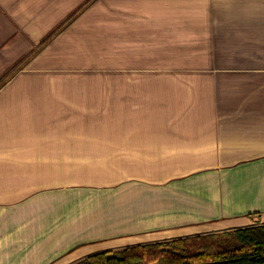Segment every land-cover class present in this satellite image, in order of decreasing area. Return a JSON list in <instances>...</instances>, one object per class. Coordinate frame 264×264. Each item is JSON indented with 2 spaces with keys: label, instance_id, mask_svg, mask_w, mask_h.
<instances>
[{
  "label": "crops",
  "instance_id": "1",
  "mask_svg": "<svg viewBox=\"0 0 264 264\" xmlns=\"http://www.w3.org/2000/svg\"><path fill=\"white\" fill-rule=\"evenodd\" d=\"M32 3L0 0V98L28 64L95 121L0 117V264L264 225V0H77L57 33ZM79 35L110 50L106 110Z\"/></svg>",
  "mask_w": 264,
  "mask_h": 264
},
{
  "label": "rangeland",
  "instance_id": "2",
  "mask_svg": "<svg viewBox=\"0 0 264 264\" xmlns=\"http://www.w3.org/2000/svg\"><path fill=\"white\" fill-rule=\"evenodd\" d=\"M26 1V0H25ZM39 3V9H44V15L49 14L48 16H45L43 19L42 17L39 18L40 24L43 22L44 25H49L52 23V21L55 23V29L52 30V33H57L58 30L61 29V31H65L66 28L70 26H75V24L79 21V17L74 15L78 11V3L77 0H67V1H57L54 4H61L59 5V8L53 9V11H49L47 8V0H38ZM30 2V0H29ZM37 0H33V3L29 4L28 9H32V16L34 18L35 16V5ZM70 8V10H69ZM25 9V10H28ZM54 14L55 17L51 18V14ZM63 15H67L66 17H63ZM26 19L28 22L33 21V26H35V20L34 19ZM67 22H69L67 24ZM65 26V27H64ZM64 27V28H63ZM73 32V29H72ZM73 35V34H72ZM77 36V35H76ZM81 38V47L83 50L81 51L83 53V59L89 63L91 60H94L95 54L97 58L101 59V67L97 63V68L99 69H89L90 67H87L84 69L85 71L81 72V74H85L87 79V89H97L98 92H102V100L107 104L106 106H102V110H106V108L109 106V98L106 96H109V62H110V50L106 45L105 39H103V50L102 51V57L99 55L98 46L99 43L96 42V40L93 38V35H79ZM104 37V35H103ZM72 43V42H71ZM74 46L73 44H71ZM98 60V59H97ZM30 66H24V71L18 72L16 75L11 76L9 74L11 72L10 69H14L12 66L9 67L8 65V76L7 78H10V81L6 83L5 86H7L8 89H14L17 88L18 90H21L22 93H16L12 92L11 94L14 97H11V95L8 93L6 95V98H0V117L3 115H6V118L8 120L14 121H25L27 118L29 122H32L33 125H54L55 120L60 116H62V112H65V116L70 118V123L72 125H92L94 124V114L88 115V123L85 124L82 123L79 119L80 115L76 113L75 111L78 108V103L75 102V100L79 101V98L77 97V91H74L70 97L65 96L64 98L57 97V92L60 91V89H63L61 86L62 83H55L54 81H49L47 79H39L38 71H31ZM10 70V71H9ZM42 74H48V72L44 71L41 72ZM93 74L97 75H103V81L99 82L98 76H93ZM45 76V75H44ZM94 92V91H93ZM94 95L88 94V101L89 98ZM96 95V94H95ZM7 103V109L5 113H2L1 106L5 105ZM104 103V104H105ZM58 108H66V110H59ZM91 107L88 106V109ZM54 110L59 111L54 112ZM67 112H71L70 114H67ZM53 112V114H52ZM105 115V114H104ZM56 117V118H55ZM66 117V118H67ZM103 117V116H102ZM65 118V121H66ZM1 121V120H0ZM69 123V124H70Z\"/></svg>",
  "mask_w": 264,
  "mask_h": 264
},
{
  "label": "trees",
  "instance_id": "3",
  "mask_svg": "<svg viewBox=\"0 0 264 264\" xmlns=\"http://www.w3.org/2000/svg\"><path fill=\"white\" fill-rule=\"evenodd\" d=\"M70 264H264V225L125 245Z\"/></svg>",
  "mask_w": 264,
  "mask_h": 264
}]
</instances>
